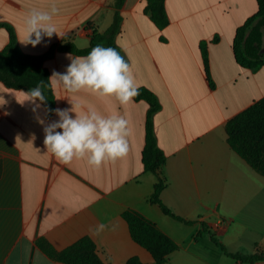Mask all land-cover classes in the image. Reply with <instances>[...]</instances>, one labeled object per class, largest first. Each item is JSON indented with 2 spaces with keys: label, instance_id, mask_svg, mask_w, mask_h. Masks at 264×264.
I'll return each instance as SVG.
<instances>
[{
  "label": "crops",
  "instance_id": "1",
  "mask_svg": "<svg viewBox=\"0 0 264 264\" xmlns=\"http://www.w3.org/2000/svg\"><path fill=\"white\" fill-rule=\"evenodd\" d=\"M0 0V24L12 27L24 54L44 57L49 72L70 64L69 41L90 46L95 32L105 33L121 18L117 51L130 63L139 88L161 103L152 121L159 148L166 155L161 200L187 225L168 216L151 198L158 178L144 169L146 123L150 105L134 100L121 106L114 98L53 89L55 109L79 103L128 120L126 157L99 169L86 160L59 163L44 146V128L58 120L44 104L25 100L29 88L0 81V264H64L39 245L57 252L90 238L104 264H127L152 255L131 237L123 218L128 210L152 221L178 245L166 264L244 263L229 253L264 255V176L229 145L227 122L255 103L264 104V65L242 66L238 51L253 64L264 63V19L258 0H166L169 25L159 30L145 12L146 0ZM60 9L54 17L62 37H44L36 47L23 45V21L33 7ZM253 19V20H252ZM218 38L217 42L214 39ZM208 43V73L201 44ZM9 33L0 29V50ZM36 105H40L36 107ZM74 115V114H73ZM43 121V123H41ZM106 225L99 234L93 229Z\"/></svg>",
  "mask_w": 264,
  "mask_h": 264
},
{
  "label": "trees",
  "instance_id": "2",
  "mask_svg": "<svg viewBox=\"0 0 264 264\" xmlns=\"http://www.w3.org/2000/svg\"><path fill=\"white\" fill-rule=\"evenodd\" d=\"M125 0H118V6H122ZM145 12L150 16L152 22L159 30L169 25V16L166 10V0H146ZM259 12L257 17L264 19V0H258ZM253 20V19H252ZM121 18L116 15L112 26L104 33L95 32L91 38L90 46L86 49L77 48L72 42H65L61 50L69 51L77 56L87 55L93 47L101 44L104 47L117 49L116 37L120 31ZM5 28L9 33V43L0 50V81L7 87L14 89L34 88L37 83L44 81V103L48 116L55 110V95L53 88L49 86V72L44 66V57H37L24 54L19 46L15 30L7 24H0V29ZM244 28L238 30L235 42V52L238 62L246 68H259L264 63L253 64L250 59L238 51V39L240 40ZM219 39H214L217 42ZM204 64L208 73V43L201 44ZM9 77V78H8ZM139 95L134 98L136 101L144 100L150 105L146 123V145L144 149V169L151 172L158 178L155 191L152 195V202L159 204L163 211L173 219L192 224L175 215L161 200V194L166 188V181L162 175V168L166 162L165 153L159 148L155 136L153 115L161 108L157 96L147 88H139ZM226 133L230 147L243 158L255 171L264 176V104L255 103L230 119L226 124ZM123 218L129 225L132 239L141 247L146 249L153 257V264H166L169 257L178 250V245L169 236L164 234L152 221L142 214L128 210L123 213ZM212 241L219 246L228 256L244 263H252L264 260L263 254L245 256L229 253L224 245L211 235ZM40 247L54 260L64 264H104L97 253V246L90 238H83L64 251H55L47 241L40 240ZM127 264H143L139 258H131Z\"/></svg>",
  "mask_w": 264,
  "mask_h": 264
},
{
  "label": "clouds",
  "instance_id": "3",
  "mask_svg": "<svg viewBox=\"0 0 264 264\" xmlns=\"http://www.w3.org/2000/svg\"><path fill=\"white\" fill-rule=\"evenodd\" d=\"M59 11L55 3L46 10L31 8L24 17L20 42L36 47L44 37L50 39L53 34L62 37L54 23ZM68 58L66 70L53 71L49 77L51 88L69 94L87 92L100 98H114L121 106L132 103L140 94L130 63L116 48L97 44L85 56L69 54ZM44 88V81H40L25 93L24 101L46 103ZM71 105L68 109L51 110L59 119L44 128V146L59 163L69 165L73 160H86L89 166L99 169L106 162L127 156L130 129L123 115H106L91 105L86 108L79 103ZM105 227L99 224L93 231L99 234Z\"/></svg>",
  "mask_w": 264,
  "mask_h": 264
},
{
  "label": "rangeland",
  "instance_id": "4",
  "mask_svg": "<svg viewBox=\"0 0 264 264\" xmlns=\"http://www.w3.org/2000/svg\"><path fill=\"white\" fill-rule=\"evenodd\" d=\"M117 4H118V2H117ZM121 7H122V6L119 7V6L117 5V8L120 9ZM115 17H116V16H115ZM114 20H115V19H114ZM113 23H114V22H113ZM113 23H112V24H113ZM111 26H112V25H111ZM103 34H104V33H103ZM8 78H9V77H8Z\"/></svg>",
  "mask_w": 264,
  "mask_h": 264
}]
</instances>
